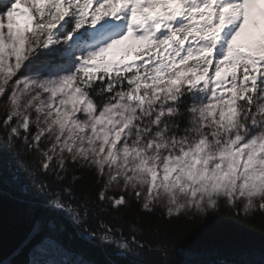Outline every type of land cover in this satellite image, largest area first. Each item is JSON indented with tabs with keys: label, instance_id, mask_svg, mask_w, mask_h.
<instances>
[{
	"label": "snow or ice",
	"instance_id": "6c2138e0",
	"mask_svg": "<svg viewBox=\"0 0 264 264\" xmlns=\"http://www.w3.org/2000/svg\"><path fill=\"white\" fill-rule=\"evenodd\" d=\"M0 108V264H264V0H4Z\"/></svg>",
	"mask_w": 264,
	"mask_h": 264
},
{
	"label": "trees",
	"instance_id": "16d2710c",
	"mask_svg": "<svg viewBox=\"0 0 264 264\" xmlns=\"http://www.w3.org/2000/svg\"><path fill=\"white\" fill-rule=\"evenodd\" d=\"M0 112H2V108H0ZM77 175L83 177L81 183L72 184V176L70 175L66 184L77 190V196H81L86 194V185L88 186V190H91V184L94 182L95 177L88 171L79 172ZM9 212L10 209L6 208V216L9 214ZM124 212V209H121L120 213L109 212L102 218L109 220L112 216L122 217L119 224L115 220H113L112 223L117 227H120L121 225L125 226V231H127V224L132 221L147 219L150 222L153 219L151 217H143L138 209L129 212L127 216H122ZM97 213H99V209H95L93 215H96ZM159 215H161V212L157 211V216ZM215 215L224 221L223 225L217 226L213 230V235L218 239L219 242L227 245L245 247H259L264 244V214L258 213L255 216L238 217L235 215L234 209L230 207H224ZM201 222L203 221H198V223ZM90 223L93 228L96 227L94 219ZM156 223L163 224V221H156ZM142 230H147V224L142 227ZM11 242V237H6V246Z\"/></svg>",
	"mask_w": 264,
	"mask_h": 264
}]
</instances>
